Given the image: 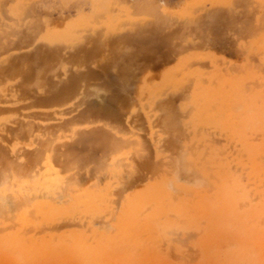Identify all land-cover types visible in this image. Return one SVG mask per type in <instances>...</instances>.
<instances>
[{"label": "rangeland", "instance_id": "obj_1", "mask_svg": "<svg viewBox=\"0 0 264 264\" xmlns=\"http://www.w3.org/2000/svg\"><path fill=\"white\" fill-rule=\"evenodd\" d=\"M256 1L257 4H255ZM244 2H247V7ZM15 4L14 0L0 1V23L2 32L0 94L4 92L3 95L0 96V102L5 100L6 102H3L12 107L6 110V113L3 112L4 115H13L15 118L18 117L16 118V120H20L18 122L24 121L29 124L31 123L33 126L35 125V128L30 124L32 129L34 128V131H30L29 129H31V126L26 124L23 128L24 131L22 129V131L14 130L10 132L0 130V137L5 140H1L0 138L1 144L7 149L5 150L3 148L2 151L7 153L4 154L5 158L3 154V158H1L3 161L5 159L7 164L5 163L3 167L4 163L1 161L0 169H4L8 165L15 169L22 165L26 168L34 166L32 167L34 170L36 166L35 161L43 154L40 151L44 153L51 152V154L55 152V154L53 153L55 156L54 165L58 170L65 171L64 175L69 180L74 179L77 185L72 180L73 184L81 189H86L85 187H87V185L96 184L97 182L96 185L98 187L95 188L103 189L102 192L104 194L106 193L107 207L103 208L104 211L102 212L108 214H104L103 217V213L101 212L100 214L102 220H108L106 223L108 222L109 228L111 224L116 222L114 219L115 215L121 212V206L123 205L122 193L128 190V194H133L143 189L149 182H152L155 177L151 176L149 171L156 169L154 171L157 172L153 171L151 174L156 173L158 175L159 168L162 167V165L160 166V162L162 160L164 163L166 159L164 155H162V157L158 155L156 150H164L172 146L174 147V149L172 147L173 150H194L197 148V143H199L201 147L203 145V147L206 148V146L212 142L215 135L217 140L214 141H219L220 144H223L221 142L224 141L222 138L223 135H225L224 133L230 132V130L227 129V125H229L228 123H230L231 118L235 123L231 120L232 123H230L229 126L231 127V124H237V126H232V129L242 124L240 119L246 120L244 130L245 133L247 132L246 136L251 138V140L254 141L256 135L261 134L260 131L254 129L253 123L255 121V114L253 112H256V110H254L255 105L258 108L259 95L264 93L262 92L264 90L261 89V87L264 88V80H261L264 79V0H27L24 5L18 3L20 8L19 11L22 13L21 16L11 14L7 11L9 6ZM22 7L25 9L24 13L22 12ZM52 27L53 29H51ZM54 29H56V31H54ZM4 30H7L6 33H4ZM12 31L14 32L12 33L14 36L10 35ZM9 39L11 41H9ZM256 39L257 41L259 39L260 42H257ZM243 65L246 66L244 67ZM236 68L238 72H236ZM246 68L248 70L246 75L247 80L243 78L246 74L245 71H247ZM256 69H258L261 77L257 75L258 72H256ZM11 70H14L11 75L4 73ZM242 70L243 74H241ZM253 71L257 74H254ZM250 75L251 78H249ZM213 76L216 77L214 78ZM258 76L261 78L260 80H258ZM197 77L199 78L197 79ZM225 77V80H228L227 82L223 79ZM252 77L257 78L256 80L254 79L255 81L253 80L256 84L262 81V85L260 86L259 84V88L262 91L258 89V84L256 86L257 88H254L256 84L253 82L247 84V82L252 81ZM228 78H231V80ZM208 79L209 81L211 79L210 82L208 81L209 83H207ZM166 80L168 83L165 82ZM223 80L225 83H223ZM180 82L183 83L181 88L186 85L188 88L185 87L181 89L179 86L181 84ZM219 82L220 85L227 90V95L230 99L228 108L233 106L229 108L230 110H228V108L220 109L223 107L217 103L218 106L215 110H220H218L219 117L227 115L226 112L229 111V113H227L230 114V119L227 120L228 123L225 125L227 128L224 127V129H227L226 132L221 131L224 130L221 129L223 127L221 123H219L221 128H219L220 125L218 127L220 130L216 128L218 126L217 124L213 129L214 131H212V128H208L211 127L209 123L206 124V121H202L205 126L202 125L201 127L198 124L202 122L199 123L196 120L203 114L200 113V111H203L202 109L205 104H202L209 98L207 89L211 86H217ZM190 83L192 84V89L193 87L197 89L196 84L198 87L201 86V84L207 83V85H202V87L198 88L199 90L200 88L204 89V91L200 90L197 92L198 89L194 91L191 87L189 88ZM251 83L254 84V87ZM239 85H241V89ZM206 86H208L207 89ZM183 89L184 92L182 91ZM174 92L175 94H173ZM185 92L189 95L187 96ZM243 92L246 93L243 94ZM6 94L9 95L11 100L13 99L15 101H11L9 98L7 99L8 96H6ZM18 94L20 97H18ZM190 94H194L195 96L198 94L196 99L199 98V96L202 97V95L205 97H202V101L200 100L201 98H199L200 101L198 100L199 102L197 103L195 102L196 99L191 98ZM189 97L190 99H194L195 101H192L197 103V105L200 104V107L196 109L197 111L200 109V116L192 115V110L194 114H196V110L192 107L197 105H194L193 102L191 107ZM251 100L253 102H251ZM26 103L33 107L28 106L26 108ZM168 103L171 104L168 105ZM239 103H241V106ZM36 104L37 107L39 104L38 108L35 106ZM235 104L236 106H234ZM20 107H23V110H21ZM248 107L249 109L252 108L249 110ZM236 108L237 110L235 111ZM225 109H227L226 112H223ZM246 110L249 111L247 112ZM8 111L12 112L10 113ZM230 111L233 112V114ZM24 112L27 117L22 115ZM27 112L30 113L29 117L31 119L28 117L29 114H27ZM190 113L192 114L190 115ZM221 113L224 114L222 115ZM32 115L34 118H32ZM35 116H38L37 119H35ZM192 116L197 117L195 119L191 118ZM226 117L228 118V115ZM38 118H41V120H38ZM35 120L38 124H33L36 122ZM151 121L153 123H151ZM194 122H198V124L196 123L198 126ZM43 123H46V126L44 125L43 127ZM156 123H162L159 126L164 131L158 128V124L154 125ZM54 124L58 125H55V130ZM9 125L17 126L13 122H10ZM36 125L47 132L42 131L41 128H37L38 132H36ZM215 128L217 130H215ZM58 129L63 132H59ZM28 130L32 132V134L28 135ZM49 130H54L53 133L51 132L54 136V140L52 139L53 136L51 137L49 134ZM154 130H156L155 133ZM19 131L20 133H18ZM220 131L223 133L222 135ZM21 133L23 136H20ZM24 134L28 136L25 138ZM46 135L51 139L49 140ZM152 136L154 143L151 138ZM219 136L222 138L221 142ZM44 137H46L48 141H43V139H45ZM253 137L254 139H252ZM38 138L42 139V141L40 139L39 141ZM119 140V143L123 142L122 145H119L122 146V148L118 147V145H114ZM35 141L39 142L36 143ZM169 141H171L172 146ZM214 141L212 143L216 145L217 143H214ZM47 142L49 145L51 143V147L54 145L58 148L53 146V152L52 149L46 150L47 147L49 148ZM128 142L131 144L134 143L132 147L130 146L131 149H128L129 152L130 150L135 152H130L129 154L127 152V156L122 155V159L118 162H122V164L129 162L128 164L130 166L133 162L134 163L132 168L129 166V168H124L126 172L129 169L128 171L130 173L126 174V172L123 171V173L118 176V178L120 177L118 182H126V184L121 182L120 185L123 184L124 187L127 188L125 189L123 187L120 189V186L119 190L115 192L117 187L114 185L118 178L117 175L116 178L111 176L113 174L112 157L116 156V154L113 155L110 153H113L112 150H127L130 144L128 146L123 144H127ZM173 143L176 144L173 145ZM219 143L218 145L220 146ZM35 144L38 145V147H35ZM158 144L159 146L157 147ZM12 146H14V149ZM178 146H180V148H177ZM18 147L21 149V152ZM31 147H33V149ZM202 148L199 147V149ZM37 151L38 153L34 154ZM56 151L58 154L61 152L63 153L60 155L62 158L58 155L61 159L56 155ZM19 154L22 155V157ZM64 154L66 155L65 157ZM131 154L136 155L133 157ZM6 156L9 157V159H15V161H7ZM24 156H28L26 157L29 160L28 166L26 165V161L28 160H25L26 158ZM33 156L38 159H34ZM56 157L60 159L59 162H57L58 160L56 161ZM63 157L65 161H63ZM138 157H141L140 160ZM149 162L152 164L150 165ZM66 165L69 166L70 169L66 167ZM152 166H155L154 169ZM66 169L69 170L66 171ZM135 170L136 173H134ZM69 173H71L70 176H67ZM148 175H150L151 178ZM241 177L243 178L241 179ZM241 177L240 179L242 181L245 180L244 175H241ZM147 178L151 180L149 179L150 181H148ZM69 182L71 183V181ZM109 182L114 183L111 187L107 188L106 184ZM11 188L15 190V187L11 186L7 189V192L5 191V197L8 196L9 198L8 194L10 193V197L13 196L14 190ZM113 189H115L114 192L116 194H114V197L116 198L112 197L114 193ZM120 190H123L122 193ZM113 199H115V204L113 203ZM113 204L116 206V209ZM112 206H114V208ZM115 210L116 212H114ZM99 217V214L93 217V221L91 220L93 223L92 225L97 223L99 230L101 228L108 229L107 224L104 222H102L104 226L98 224V222H100L98 219ZM95 220L98 222H95ZM14 221V225L12 221L1 224L0 228H2L0 231H3H1L0 234L13 230L15 228H13V226H15ZM68 222H65V225H71L72 227H64V222H59L62 225L58 226V229L55 228L54 231L57 234L71 230L84 231L82 227H79L80 225L76 227L78 223L74 224L75 222H71L72 225L69 222L70 224H66ZM4 226H6L7 229H5ZM43 226H41L42 231L40 230L41 228L39 229L41 231L40 235L46 234L48 231V228L46 229L47 226ZM61 226L63 227L61 228ZM100 226L102 227L100 228ZM97 227L94 226L95 229H98ZM191 231L193 232L191 233ZM179 232L181 236H179L180 233L176 234V236L173 234L170 236L172 238L171 240H169L170 238H162V241L165 240V245L163 242L160 243V238L157 239V245L162 249L165 248L168 244L166 241L167 239L172 244H175V241L178 240V242L184 245L187 243L185 247H192L193 241H195L198 236L197 228L193 227L190 230L191 234L187 233L189 231L185 230ZM86 233L90 236L92 235L90 231ZM186 233L189 235L187 236Z\"/></svg>", "mask_w": 264, "mask_h": 264}, {"label": "bare ground", "instance_id": "obj_2", "mask_svg": "<svg viewBox=\"0 0 264 264\" xmlns=\"http://www.w3.org/2000/svg\"><path fill=\"white\" fill-rule=\"evenodd\" d=\"M14 1L16 4L9 6L7 8V11L11 14L21 16L22 13H21V11H19L20 8L18 6V3H21L22 5H24L27 0H14ZM46 4H45V7H46ZM244 4L246 6L247 2H244ZM255 4H257V1L255 2ZM256 6H258V5H256ZM22 8H23L22 12L24 13L25 9H24V7H22ZM47 8L49 9L48 6H47ZM252 8H253V6H252ZM254 8H256V7H254ZM248 10H249V8H248ZM226 11H227V9H226ZM260 12H261V10H260ZM260 12H258V13H260ZM3 23H5V22H3ZM252 23H253V21H252ZM11 29H12V27H11ZM23 29H24V27H23ZM51 29H53V27ZM6 31L4 33H6ZM54 31H56V29H54ZM24 32H27V31H24ZM1 33L2 32H1V23H0V54H1V38H2ZM12 33H14V32L12 31L11 34L10 33L9 34L14 36ZM7 35H8V33H7ZM4 37H5V35H4ZM24 38H26V37H24ZM7 40H8V38H7ZM9 41H11V40L9 39ZM22 41H23V39H22ZM256 41H257V39H256ZM258 41H259V39H258ZM263 41H264V39H263ZM7 43H8V41H7ZM253 43H256V42H253ZM254 50H255V48H254ZM256 53H259V52H256ZM21 62H22V60H21ZM0 63H1V61H0ZM61 64H63V63H61ZM236 70H237V68H236ZM246 70H247V68H246ZM13 71L14 70L7 71L4 73H8L9 75H11L13 73ZM236 72H238V70ZM247 72H248V70L245 71V73H246L245 76L242 75L243 78H245V79H246ZM256 72H258V69H256ZM260 72H261V70H260ZM8 74H6V75H8ZM241 74H243V70H242ZM254 74H257V73L254 72ZM257 75H260V73L258 72ZM167 76H168V74H167ZM240 77H241V75H240ZM260 77H261V75H260ZM260 77L259 76L257 77L258 80L261 79ZM198 78L199 77H197V79ZM249 78H251V75ZM252 78H253V79H251L252 81L247 82V84H249L250 82H253L254 79L255 80L257 79L256 77L255 78L252 77ZM223 79L225 80L226 77ZM228 79L231 80V78H228ZM224 80H223V83H225ZM234 80H235V77H234ZM261 80L263 81L264 79H261ZM208 81H209V79L207 80V83H209L211 81V79L209 82ZM215 81H217V80H215ZM225 81L227 82L228 80H225ZM262 81L260 83L259 82L257 83L258 89H260L259 87L262 85ZM165 82H167V80ZM169 82H171V81H169ZM181 82H182V80H181ZM229 82H231V81H229ZM243 82H244V80H243ZM195 83H198V82H195ZM195 83H194V85H195ZM201 83H205V82H201ZM207 83L201 84V86H199V87H202V85L203 86L207 85ZM253 83L256 84V82H253ZM217 84L218 85L214 86V87H212L210 85L212 88L209 86L210 87L209 89H207L208 86H206V89L208 90V91L207 90L206 91L209 92L208 93L209 98H207L208 100L203 99V100H205V103H203V104L201 103L202 105L205 104L204 108L202 109L203 110L202 112L199 109L200 113H203L201 116H200L199 111L196 110L198 107H200V104L197 105V103L200 100L202 101V97H205V96H203V95H202V97L199 96V98H201L199 100V98L196 99L198 94H197V96H195L194 94L193 95L190 94L191 98L196 99V101H195L194 99H190V97H189V99L191 101L190 106L192 107L193 104L197 105V106H194L196 108H194V107H192V108L198 112L197 113L195 111L196 114H194V111L192 110L193 114L190 113V115L192 114V115L200 116V117H198L199 119L198 118L196 119L197 116L196 117L192 116L191 118H195L199 123H201L202 121H204V122L206 121L205 122L206 124L209 123V125H211V127H208V125H207V127L210 129L212 128V131H214L213 129H214V127L217 126V124H218V126L216 128L219 127V125H220L219 123H221V125H223L222 128L220 125L219 128H221V129H224V127L225 128L228 127L227 129L230 130V132L228 131L227 133H224L225 135H223V137H222L224 141H222L221 136H219L221 139L220 142L222 141L221 143H223V144H220L219 141L218 142L214 141V140H217L216 139L217 137H215L216 136L215 135L212 142L214 141V143H217L216 145H218V143H219L220 146L219 145L216 146L211 142V143H209V145L206 146V148H204L202 143H201V145L203 147L202 148L199 145V143H197L198 144V145L196 144L197 148H195L194 150H173L174 147L172 146L171 141H169V143L171 144L173 149H172V147L171 148L168 147V148H166L167 150L166 149L156 150L158 155H161V157H162V155H164V158L166 159V160H164V163L161 160L160 166L162 165V167L159 168L158 175L156 173L151 174V172L153 173V171L156 170V169H154L155 166L154 167L152 166V168L154 170L149 171V172H150V175L155 177V178L152 182H149L143 189H140V190L138 189L139 191L134 192L133 194H131L130 191H129L130 194H128L127 193L128 190H126L127 192H123V193H122L123 190H120L122 195H123L122 196L123 201L121 200L123 202V205L121 203L122 209L118 215H115V218L113 217L116 222L114 224H111L110 228L108 227V222L106 223V221H108V220H106V221L102 220V217L104 216V214H108V213L102 212V211H104L103 208L107 207L106 206V201H107L106 193L104 194L102 192L103 189L101 190L99 188H95V187H98L96 185L97 184L96 181H95L96 184H92L94 186L89 185V186H91V187H89L87 185V187H89V188L85 187L86 189H81L80 187H77L76 186L77 184H76V182H74V179H72V180L76 185L73 184L72 180H69L64 175L65 171L58 170V168H56V166L54 165L55 156L53 155V153L55 154V152H53V148H52L54 145H52V147L50 146L51 143L49 145V143L47 142L49 145V148L46 145V147H47L46 150L52 149V152H53L52 154H51V152H45L44 153L43 151L39 150L41 153H43L40 156V158L38 159V158L33 156L34 159L35 158L38 159L35 161L36 162L35 163L36 169L34 168V170H33L32 167H34V166H31V167L29 166L30 168L29 167L26 168L22 165H20L19 167H16L15 169L9 167V165L8 166L6 165L7 167H5L4 169H0V226H1V224H4V222H7V221H8V223H9V221L10 222L12 221V224H13V221L15 220L14 221L15 226H13V228L14 227L15 228L13 230L0 234V264H264V93H262V92H264V91H262V90H264V88L261 87L262 90L260 89V91H262L261 92L262 94H260L259 98H258V100H259L258 108L255 105L254 110H256V112H253L255 114V121L253 120L254 121V123H253L254 129L260 131L261 134L260 135L258 134L259 136L256 135V137L254 135L255 140L253 141V140H251V138H248L246 136L247 132L245 133V130H244L246 120L240 119V121H242V124H240L239 127L232 129L231 127L232 126L234 127L235 124L234 125L231 124L232 125L231 127L229 126L230 123L233 122L232 118L231 119L229 118L230 117L229 116L230 114H228L229 111H227L228 113L226 112L227 109H225L223 111V112H226V114L228 115V118L226 117L227 115L219 117V111H220L219 109H217V111H215L217 106H218L217 103L219 105H222L223 108H220V109H224V108H228V102H230L229 96L227 95V90L224 89L225 87H222L220 85V82ZM228 84H230V83H228ZM251 84H250V86H251ZM254 84H252L253 87H254ZM257 84L255 85L254 88H257L256 87ZM259 84H260V86H259ZM182 85H183V83H181L179 85L180 88ZM184 85H185V83H184ZM263 85H264V82H263ZM240 86L241 85H239V88H240ZM15 87H18V86H15ZM185 87L188 88L187 85L182 87V88H185ZM190 87L192 89L191 83H190L189 88ZM199 87L196 84V88L198 89ZM191 89H188V90H190V91L197 90L194 87L192 90ZM7 90H9V89H7ZM14 90H16V89H14ZM56 90H57V88H56ZM200 90L204 91V89H201V88H200ZM200 90L198 89L197 92ZM182 91L184 92V89ZM158 92H156V93H158ZM183 92H181V93H183ZM186 92H185V94H186ZM3 93L4 92H2L0 94V96L3 95ZM244 93H246V92H243V94ZM173 94H175V92ZM173 94H171V95H173ZM11 95H12V93H11ZM4 96H5V94H4ZM6 96H8L7 97V99H8L9 95L6 94ZM18 97H20V95ZM54 99H55V97H54ZM192 100H194L197 103H195ZM3 101H5V100H3ZM3 101L0 102L1 103V105H0V109H1L0 130L1 131L10 132V131H14V130H17V131L21 130V129L23 130V128H24V126H26V124H28V126L31 124V123L29 124V123L24 122V121L18 122V121H20V120H16V118H18V117L15 118V116H13V115H8V116L4 115V113H6L5 111L9 110L11 105L5 103L6 101L5 102H3ZM11 101H15V100L12 99ZM159 101H160V99H159ZM8 102H10V101H8ZM251 102H253V101L251 100ZM169 104H171V103H168V105ZM239 104L241 106V103H239ZM12 105H14V104H12ZM26 105H27V103L25 104L26 108L28 106H30V105H27V106ZM166 105H167V103H166ZM172 105H174V104H172ZM175 105H176V103H175ZM15 106H17V105H15ZM19 106H21V105H19ZM19 106H18V108H19ZM35 106L37 107V104ZM74 106H76V105H74ZM234 106H236V104ZM30 107H33V106H30ZM38 107H39V104H38ZM184 107H185V105H184ZM232 107H229V108H232ZM252 107H253V105H252ZM20 108H21V110H23L22 109L23 107H20ZM44 108H47V107H44ZM229 108H228V110H230ZM238 109H240V108H238ZM248 109H249V107H248ZM40 110H41V108H40ZM236 110H237V108L235 109V111ZM249 110H246V111L248 112ZM18 111L20 112L19 109H18ZM8 112L11 113L12 111H8ZM50 112H52V111H50ZM156 112H157V110H156ZM24 113L22 115L27 117L26 113L25 114ZM47 113H49V112H47ZM231 113L233 114V112H231ZM251 113H252V111H251ZM27 114H29L28 115V117H29L30 113L27 112ZM221 114L223 115L224 113H221ZM41 116H39V117H41ZM51 116H52V114H51ZM37 117L35 116V119H37ZM223 117H225V118H223ZM32 118H34V116ZM39 119L41 120V118H38V120ZM228 119H230V123L227 122ZM152 120H153V118H152ZM231 120H232V122H231ZM26 121H27V119H26ZM10 122L15 123L17 126L9 125ZM29 122H31V121H29ZM198 122H196V123L198 124ZM35 123L38 124L37 121L34 122L33 124H35ZM46 123H48V122H46ZM46 123L42 124L43 127ZM151 123H153V122L151 121ZM158 123H156L154 125H157ZM227 123L229 125H227V127H226L225 125ZM233 123H235V122H233ZM52 124H53V122H52ZM161 124H158V128H160L159 125H161ZM55 125H57V124H54V126ZM198 125H200L201 127H202V125L205 126V124L203 122L201 124H198ZM32 126H31V129H32ZM50 126H52V125H50ZM54 126H52V127H54ZM235 126H237V124ZM150 127H151V124H150ZM37 128H41V127L36 125V132H38ZM154 128H155V126H154ZM216 128H215V130H217ZM31 129H29V130L34 131L33 129L32 130ZM41 129H42V131L47 132L46 130H43V128H41ZM55 129H56V126L54 127V130ZM227 129H224L221 131L226 132ZM29 130L27 131L28 135L32 134V132H30ZM51 130H49L48 132H50L49 134L52 137L53 136L52 133L54 130L53 131H51ZM156 130H157V128H156ZM156 130H154V133ZM161 130H163V129H161ZM60 131H62V130H59V132ZM221 131H220V134L222 135L223 133H221ZM158 132H159V130H158ZM18 133H20V131ZM22 133H26V132H22ZM22 133H21V135L20 134L19 135L23 136ZM25 135L26 134H24V137L26 138L28 135L27 136H25ZM153 136L151 137L152 139H153ZM46 137L48 138L47 135H46ZM46 137H44L45 139H43V141L44 140L48 141V139L49 140L51 139V138L46 139ZM254 137L252 139H254ZM161 138H163V137H161ZM39 139L40 138H38V140ZM52 139L54 140V136ZM1 140H4V138L3 139L1 138ZM40 140L42 141V139H40ZM38 142H36V143H38ZM119 142H120V140L117 141L116 144H114V143L113 144L116 146L118 145V147L122 148V146H119V145H122L123 142L122 143H119ZM117 143H119V144H117ZM153 143H154V139H153ZM6 144H7V142H6ZM111 144H112V141H111ZM133 144H131L129 142L127 144H123V145H127V146L129 145V148H127V150H124V149L123 150H112L113 153H110V154H113V155L116 154V156H118V157H116V156L112 157L113 174L111 173L112 174L111 177L114 176L116 178V175H117V178H118V176H120L123 173L124 168L126 169L128 166L132 168V165L134 162L133 163L131 162L132 164L130 166L128 164L129 162H127V161H126L127 163H123V164H122V162H118V161H120L122 159L121 158L122 155L127 156V152H128V154L130 152H135L133 150H130V152H129V150H128V149H131L130 146L132 147ZM174 144H176V143H173V145ZM177 145H179V144H177ZM3 146L4 145H2L1 141H0V163H1V161H3V159L1 160V158H3L4 154L7 153V152L5 153L2 151L3 148L5 149V147H3ZM27 146H28V144H27ZM158 146H159V144L157 145V147ZM180 146H178L177 148H180ZM13 147L14 146H12V148ZM35 147H38V145H36ZM199 147L202 149H199ZM21 148H22V146H21ZM31 148L33 149V147H31ZM39 148H40V146H39ZM55 148H58V147H55ZM27 149H25V150H27ZM5 150H7V149H5ZM19 150L21 152L20 148H19ZM61 150H62V148H61ZM138 150H139V148H138ZM107 152H109V151H107ZM36 153H38V151L35 152L34 154H36ZM2 154H3V156H2ZM61 154H63V153L61 152L58 154V152H57L56 155L60 156ZM65 154H64V157L66 156ZM131 155H133V154H131ZM135 155H133V157ZM20 156L22 157V155H20ZM28 156H26V157H28ZM14 157L18 158L16 156H14ZM24 157H23V159H24ZM64 157H63V161H65ZM119 157H120V159H119ZM4 158H5V156H4ZM140 158L138 157L139 160H140ZM145 158H147V157H145ZM154 158H156V157H154ZM6 159H7V161L8 160L9 161L10 160L15 161V159H11V158L9 159V157H7V156H6ZM60 159H57V157H56V161L58 160L57 162H59ZM25 160H28V159L26 158ZM158 161H159V159H158ZM21 162H22V160H21ZM28 162H29V160L26 161L27 164L25 163L27 166H28ZM33 162H31V163L33 164ZM3 163L2 164L4 167L5 163H6L5 159H4ZM31 163H30V165H31ZM157 163H159V162H157ZM21 164H23V163H21ZM35 164H33V165H35ZM58 164H60V163H58ZM151 164L152 163H150V165ZM124 166H126V167H124ZM59 167H60V165H59ZM66 167H68L70 169L69 166L66 165ZM69 169H66V171ZM86 170H87V168H86ZM128 170H127V172L126 171H124V172H126V174L130 173ZM154 172H157V171H154ZM71 173H69V175H67V176H70ZM134 173H136V170ZM155 174L157 175V177ZM150 175H148V176L151 178ZM241 175H244L245 180H243V181L241 180L243 178V177H241ZM129 176H130V174H129ZM240 177H241V179H240ZM119 178L116 179V181H115L116 184L114 185L118 189L117 188H116V190L113 189V192H114V190H115V192L118 191L120 186H121L120 189H122L124 187L123 184L120 185L121 182L124 183L123 181L118 182ZM149 179L147 178L148 181L151 180V179L150 180ZM108 180H109V178H108ZM69 181H71V183ZM113 183L109 182L108 184H106L107 188L111 187ZM124 184H126V182ZM11 186H14L15 190L11 188L14 191H13L12 197H10L11 193L9 192L10 193V194H8L9 198H10L9 199L8 196L5 197L6 196L5 191L7 192L8 191L7 189H9ZM115 192L113 193L112 197L115 196L114 195V194H116ZM125 193H127V194H125ZM114 198H116V197H114ZM114 201H115V199H113V203H114ZM114 206H112V207L114 208ZM115 209H116V206H115ZM101 212L103 213L102 217L100 214ZM114 212H116V210ZM97 214H99L101 217V218L100 217L98 218L101 223L98 222L97 220H95V222L97 221L99 225L101 224L103 226H104V223L107 224L108 229H103V228H101L102 226H100L101 229L99 230V228H98L99 226L97 227V223L96 224L94 223L95 225H92L93 224L92 219ZM113 218H112V220H113ZM108 219H110V218H108ZM68 221L70 223L75 222L74 224L78 223V225L77 226L75 225V226L78 227L80 225L79 227H82L84 229V231L82 229H81L82 231L71 230L68 232L64 231V232H61L58 234L54 231L55 228L58 229L57 227L62 225L59 222H64L63 225H65V222H68ZM69 222L66 224H70ZM102 222H104V223H102ZM58 223H59V225H58ZM8 225H6V226H8ZM43 225L45 227L47 226L46 229L48 228V231L46 234L40 235L41 231H42L41 226H43ZM6 226H4L5 229H7ZM66 226H68V225H65L64 227H66ZM70 226L71 225H69L68 227H70ZM94 226H96L98 229H95ZM62 227L63 226H61V228ZM193 227L197 228V230H198L197 235L198 236L195 239V241H193V243H192L193 246L192 247L190 246L191 249L188 247H185L187 245V243H186V245H184L183 243L178 242V240H177V241H175L176 242L175 244H172L169 241L172 239L170 236L173 234H175V236H176V234L180 233L179 231L185 230V231H189L187 233L191 234L193 231H191V233H190V230ZM1 231H3V230H1ZM88 231L91 232V234H92L91 236L86 233ZM184 234H185V232H184ZM189 234H187V236ZM179 236H181V233ZM191 236H193V235H191ZM159 238L161 241L160 243L163 242V244L165 243V240L162 241L161 240L162 238H167V239L170 238L169 240L166 239L168 244L163 249L160 248L156 243V240ZM191 238H193V237H191ZM188 240H189V238H188ZM159 245L161 246V244H159ZM161 247H163V246H161Z\"/></svg>", "mask_w": 264, "mask_h": 264}]
</instances>
